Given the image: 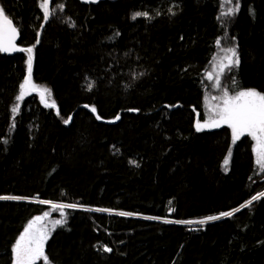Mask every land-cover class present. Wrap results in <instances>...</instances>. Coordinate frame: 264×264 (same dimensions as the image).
<instances>
[{
  "label": "trees",
  "instance_id": "16d2710c",
  "mask_svg": "<svg viewBox=\"0 0 264 264\" xmlns=\"http://www.w3.org/2000/svg\"><path fill=\"white\" fill-rule=\"evenodd\" d=\"M41 2L0 0L35 46L21 100L28 56L0 55V196L22 198L0 200V264L46 212L49 264H264V196L186 223L264 192L248 137L225 172L230 130H196L227 49L220 88L264 93V0H53L47 21Z\"/></svg>",
  "mask_w": 264,
  "mask_h": 264
},
{
  "label": "snow or ice",
  "instance_id": "6c2138e0",
  "mask_svg": "<svg viewBox=\"0 0 264 264\" xmlns=\"http://www.w3.org/2000/svg\"><path fill=\"white\" fill-rule=\"evenodd\" d=\"M51 0H42L40 3V8L43 10V19L47 21L50 15L54 14L56 9L50 10ZM91 2H96V0H91ZM233 0H220L221 13L220 17L234 15L239 10V0H236L235 5L232 7H227L226 5H231ZM58 9L63 11L64 5L59 4ZM144 16L148 17L147 12H135L132 15V19L135 20L137 17ZM18 35V29L13 25L11 19H9L0 7V52L8 51H24L28 53V75L25 77L24 82L20 85V94L16 97L17 100L23 99L25 95V89L27 86L31 85V70H32V52L31 48H17L14 41ZM37 43L39 40L37 39ZM220 44V41H217ZM231 53V57H226L229 60L228 64H221L219 71L217 72V66L215 63L212 64V71L206 74L208 80L213 79V73H217L215 76V83L213 87H221V76L224 74L225 69H231L232 66H238L239 58L236 54L235 49L229 48L226 50ZM235 57V59H232ZM215 60V58H213ZM91 84H89V90H91ZM50 95L49 89H44L41 93V101L45 103L46 107L55 108V102L48 103L45 99V94ZM223 104L218 106V112L216 113V118L208 121L206 120L204 124L199 121L196 125V130L201 131L206 127L218 128L221 125H227L232 131V139L235 142L245 133L250 136L255 141L254 153L256 155V164L261 170H264V93H261L255 89L238 90L235 95H229L228 90L225 89L222 97ZM18 105L13 107L12 112L16 113L18 110ZM87 107V106H86ZM95 112V108L92 109ZM59 114V113H57ZM99 119V117H97ZM71 118L64 121L65 124L69 122ZM118 119V117H117ZM230 156V152H229ZM225 165L229 163L228 158H225ZM260 196H264V192L253 196L251 200L247 201L246 204H242L240 208L246 207L252 203V201L258 199ZM11 199L19 200L21 197L0 196V200ZM41 203L48 204L49 201H40ZM54 208H75V204L68 205H53ZM240 208L234 209L230 212L220 213L219 216H209L205 220L198 221V223L203 224L206 221L218 220L221 217L232 216L234 212L240 211ZM108 211V210H100ZM48 213H44V216L34 217L29 221L28 225L24 228V231L20 234L19 238L15 241L12 253H13V264H35L36 260L43 257L45 264H49L47 256L44 255V243L48 238V232L43 227L37 228L36 225L43 220ZM63 215V213H61ZM120 215H130L128 213H120ZM60 220L54 221L55 224H60ZM186 223H193L188 221ZM104 251L110 252L111 249L105 247Z\"/></svg>",
  "mask_w": 264,
  "mask_h": 264
},
{
  "label": "rangeland",
  "instance_id": "374dc122",
  "mask_svg": "<svg viewBox=\"0 0 264 264\" xmlns=\"http://www.w3.org/2000/svg\"><path fill=\"white\" fill-rule=\"evenodd\" d=\"M98 1H100V0H98ZM0 7H2L1 6V3H0ZM5 15H6V13H5ZM13 24H14V22H13ZM16 28H17V26H16ZM18 31H19V29H18ZM19 33H20V31H19ZM19 45H20V40H19ZM21 47H23V46H21ZM24 48H28V47H24ZM23 54H26L28 56L27 53H23ZM225 89H227V88L226 87H223V88H213L211 86L205 87V94H204V100H203V114H204V119L201 120V121H199L201 124H204V122L206 120L211 121V120H213V119L216 118V113L218 112V106H222V104H223L222 97H223V92H224ZM228 93H229L230 96L231 95H235L234 92L229 91V90H228ZM220 127H227L230 130V133H231V146H230V150H229L230 156H229V152H228V155L226 157V158H228L229 163L227 165H224V171L227 172L229 170V164L231 162V159H232V156H233V153H234V149H235V146L237 145V143L241 139H243L244 137H248L252 141V144H253L252 151H253L254 146H255V141L250 136H248L245 133L239 139H237L235 142H233L231 129L226 124L225 125H221ZM220 127H218V128H220ZM209 129H217V128L206 127L203 130H209ZM203 130H201V131H203ZM253 155H254L255 166H256V169H257L258 174L264 173V170H261L260 167L256 164V155H255L254 151H253ZM261 197L262 196H260L259 198H261ZM240 209H242V208H240ZM222 218H224V217H222ZM210 222H212V221H206L205 223L200 224L197 221V222L190 223V225H204V224L210 223ZM46 226H47L46 218H44L43 220H41L36 225L37 228L43 227L44 229H46L47 232H48V237H49V234H50V231L49 230H50L51 226L48 227V228ZM45 243H46V241H45ZM45 243H44V248H45ZM42 258L43 257L37 259L36 262L40 261V259H42Z\"/></svg>",
  "mask_w": 264,
  "mask_h": 264
},
{
  "label": "water",
  "instance_id": "95a60500",
  "mask_svg": "<svg viewBox=\"0 0 264 264\" xmlns=\"http://www.w3.org/2000/svg\"><path fill=\"white\" fill-rule=\"evenodd\" d=\"M52 1V0H51ZM81 2H85V3H96L98 0H96V2H91V0H79ZM14 25V24H13ZM15 26V25H14ZM16 27V26H15ZM19 40H20V33L18 31V35L14 41L15 45L17 48H24V47H21L19 45ZM26 49V48H25ZM4 55H7V56H15L17 54H23V53H27V52H24V51H8V52H0ZM28 54V53H27ZM46 254V252L44 251V255Z\"/></svg>",
  "mask_w": 264,
  "mask_h": 264
},
{
  "label": "bare ground",
  "instance_id": "6f19581e",
  "mask_svg": "<svg viewBox=\"0 0 264 264\" xmlns=\"http://www.w3.org/2000/svg\"><path fill=\"white\" fill-rule=\"evenodd\" d=\"M87 210H91V211H97V212H104L107 213L106 211H100L99 209H94V208H85Z\"/></svg>",
  "mask_w": 264,
  "mask_h": 264
},
{
  "label": "flooded vegetation",
  "instance_id": "af4514ba",
  "mask_svg": "<svg viewBox=\"0 0 264 264\" xmlns=\"http://www.w3.org/2000/svg\"><path fill=\"white\" fill-rule=\"evenodd\" d=\"M52 1H53V0H52ZM52 1H51V2H52ZM51 2H50V3H51ZM0 55H4V54L0 53ZM17 55H18V54H17ZM6 56H7V55H6ZM10 57H13V56H10ZM32 57H33V59H32V63H33V61H34L33 52H32Z\"/></svg>",
  "mask_w": 264,
  "mask_h": 264
}]
</instances>
